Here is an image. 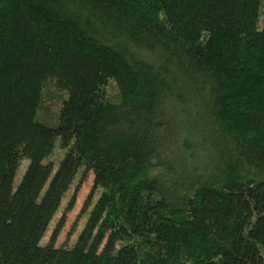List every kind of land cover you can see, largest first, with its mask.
<instances>
[{
    "label": "trees",
    "instance_id": "1",
    "mask_svg": "<svg viewBox=\"0 0 264 264\" xmlns=\"http://www.w3.org/2000/svg\"><path fill=\"white\" fill-rule=\"evenodd\" d=\"M80 169L102 194L42 245ZM0 264H264V0H0Z\"/></svg>",
    "mask_w": 264,
    "mask_h": 264
},
{
    "label": "rangeland",
    "instance_id": "2",
    "mask_svg": "<svg viewBox=\"0 0 264 264\" xmlns=\"http://www.w3.org/2000/svg\"><path fill=\"white\" fill-rule=\"evenodd\" d=\"M106 91L109 100L117 101L120 92L115 82H109L108 86L106 87ZM49 97H51V103L47 105L48 107L46 114L42 115V117H45L44 119L48 121H54L56 117V110L54 109V106H58V103L54 98L58 97V95L51 91V88H49L48 93H46V99ZM59 106L58 108H60ZM181 130L183 129H180L178 133V137L180 140L182 139V146L179 148L181 157L187 159L188 156L194 154L196 163L205 161L206 150L202 147L201 138L198 136V134L195 135L189 133V135L185 130L182 132V134L180 133ZM66 153L67 150L61 149L60 143L58 142L54 152L47 159H45L44 164L52 163L54 171H56L60 162L64 159ZM29 165L30 162L28 160L22 161L16 175V186L21 182ZM101 194L102 191L96 189L94 186L93 173H86L84 170L80 169L73 178L68 191L64 194L60 208L52 218L49 227L41 241V244L46 245L55 235V233H57L56 247L72 248L76 244L78 237L88 220L89 213L92 211ZM89 201H91V206L86 209L85 207L88 205Z\"/></svg>",
    "mask_w": 264,
    "mask_h": 264
}]
</instances>
